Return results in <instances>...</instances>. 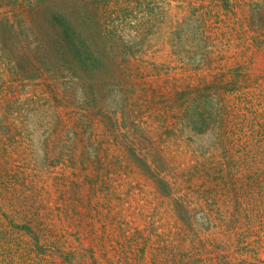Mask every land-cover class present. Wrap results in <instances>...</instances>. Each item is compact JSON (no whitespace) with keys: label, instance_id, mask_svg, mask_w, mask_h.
<instances>
[{"label":"trees","instance_id":"trees-1","mask_svg":"<svg viewBox=\"0 0 264 264\" xmlns=\"http://www.w3.org/2000/svg\"><path fill=\"white\" fill-rule=\"evenodd\" d=\"M234 1L231 5L229 0H220V10L232 7L236 14L240 0ZM256 2L263 4L261 0ZM182 3L183 0H0L1 216L6 215L5 192L13 183L20 182V186L34 190L39 185L30 181L25 171L20 181L22 173L9 168L8 154L12 150L23 152L20 146L16 148V139L29 133L36 137L44 126V132H51L46 141L51 138L52 143H57L50 148V157L68 164L74 157L59 158L58 144L68 142L71 133L90 125L96 138L107 142L105 151L118 146L117 154L105 155L101 140L100 148H94L93 163L117 168L119 173L127 167L137 169L168 203L183 231L178 264H264V73H252L246 60L249 51L264 52V28L255 21L253 26L245 22L239 29L224 33L229 35L226 41L231 38L233 43V34L236 38V43L229 45H234L240 54L235 61L225 55L222 63L216 64L215 52L205 54L201 46H196L195 55L201 52L203 58L193 56V70L184 74L185 79L177 78L166 87L159 80L163 70H157L158 64L166 66V61L143 66L139 62L150 56V43L159 33L166 34L169 40L165 41L172 49L174 41L182 42L186 33L184 17L177 21L173 33L167 32L173 8ZM222 11L216 16L220 21L229 17ZM244 15L249 19L256 14ZM191 31L199 35L195 40L206 45L215 33L210 28ZM147 82L151 84L143 88ZM25 86H35L36 90L22 92ZM139 90L149 98L168 92L171 105L155 132L162 145L187 135L191 146L203 145L208 151L195 153L194 158L180 156L184 160L177 164L179 157L163 146L156 144L155 153L160 155L154 156L140 146L111 142L105 136L106 128L112 129L113 137L120 135L125 130L120 122L131 115L129 107L146 102H139L146 99ZM109 95L118 101L110 105ZM197 98L211 105L200 113L203 127L190 135L184 131ZM212 115L216 118L210 124ZM233 117L243 119L234 121ZM192 119L196 128L199 120ZM20 121L25 124L18 128ZM140 122H147L139 117L135 125L145 129L149 138L150 125ZM85 177H91L90 173L86 172ZM33 225L0 220V249H4L0 263L20 264L13 249L17 244L11 247L6 235L12 229L31 236L33 249L46 251ZM70 247L66 244L62 252L67 263L79 257L77 250ZM123 254V259H128L126 251ZM176 256L170 257L179 259ZM90 264L101 263L94 257Z\"/></svg>","mask_w":264,"mask_h":264},{"label":"rangeland","instance_id":"rangeland-1","mask_svg":"<svg viewBox=\"0 0 264 264\" xmlns=\"http://www.w3.org/2000/svg\"><path fill=\"white\" fill-rule=\"evenodd\" d=\"M219 2L220 0H183L181 5L175 6L167 25V32L173 33L177 21L184 17L182 24L186 33L182 42L179 44L174 41L172 49L165 41L169 40L166 34L159 33L150 43V56L144 57V60L139 62L140 65H152L154 62L166 61L167 65L158 64L157 70H163L164 75H160L159 80L161 79L167 87L177 78L185 79L184 74L193 70L191 67V63L194 62L193 56L197 59L203 58L201 52L199 55H195L196 46H201L205 54L207 51L208 53L215 52L214 61L216 64L222 63L221 60L226 56L231 61L239 59L238 50L234 45L229 46L236 43L234 34L232 43V41L230 42L231 38L229 41L224 40L229 37L224 33L231 32L237 27L239 29L245 22V24L253 26L252 23L255 21L257 26L264 28V2L261 0L263 3L261 6L256 0H240L237 3L239 12L236 14H233L232 7L226 11L220 10ZM229 3L232 5L236 2L229 0ZM258 5L259 9H257ZM244 10L246 12H243ZM221 11L229 15L226 20L220 21L216 17ZM246 13L256 14L249 18L253 21L244 15ZM192 28L200 30L210 28L215 33L212 35V40L208 41L206 45L205 42L201 43L195 40L199 35H192ZM247 57L246 60L252 73H264V52L249 51ZM155 76L154 83H156ZM150 84L147 82V86L143 88H147ZM21 90L22 92L33 91L36 90V87L25 86ZM140 93L144 95V91ZM167 95L168 92L151 98L144 95L146 99L142 98L139 102L145 100L146 102L136 107L130 106L131 115L120 122L127 132L123 130L120 135L113 137L112 129L105 127V136H109L111 142L118 145L129 144V146L138 148L140 146L143 152L153 153L154 156L160 155V152L155 153L156 144L163 146L164 150L179 157L177 164L184 160L180 156L194 158L195 153L200 155L202 152L208 151V147L203 145L192 144L193 146H191L192 140L187 138V135L181 138H172L164 143L165 146L157 140L155 132L162 124L171 105L167 100ZM111 96L113 95L107 97ZM201 99L197 98L195 106L189 110L191 117L186 123L184 131L186 134L195 135L198 128L201 129L204 125L201 122L200 113L209 109L211 103ZM109 101L112 105L118 100L111 97ZM4 109L5 112L8 111L6 107ZM16 109L19 110L18 106ZM139 117H143L147 122L146 124L140 122L142 125H150L147 129L150 131L149 138L145 129L135 125ZM193 117L199 120L196 128L193 127ZM215 118L216 116L212 115L209 123L212 124ZM233 119L240 121L243 118L233 117ZM244 120L248 121L245 118ZM17 124L18 128H21L25 123L20 121ZM190 129L194 132H189ZM44 130L45 128L42 126L36 137H33L31 133L24 135L25 139L19 136L14 144L16 148L20 146L23 152L12 150L8 154L10 169L21 173L25 171L30 181L39 183L35 190L28 186H20V182L13 183L9 188L10 191L5 192L7 194L4 204L6 215L3 217L0 214V220L19 224L27 222L34 224L33 226L35 229L37 228L36 231L43 240L44 249H46L43 253L40 249H33L34 241L27 233L14 229L8 231L6 235L9 245L12 247L14 243L17 244V247L14 246L13 249L19 257L20 264H56V262H63V264L86 262V264H90L94 257L101 264H121L125 251L129 257L128 259L125 257L126 260L122 264L180 263L182 227L174 218L166 200L156 192L153 185L140 175L137 169L127 167L119 173L117 168L98 167L93 163L94 148L95 146L100 148L101 140L102 153L105 155L106 152L110 155L117 154L118 146L105 151L107 142L103 138H96L88 125L71 133L67 138L68 142L58 144V149L61 150L59 158L62 155L74 157V161L67 164L61 159L50 157V148L57 146V143H52L51 138L46 141V138L50 137L48 132L50 134L51 132L50 129H46L47 132ZM151 141H155L154 144ZM139 142L142 143L139 144ZM48 152L49 155L46 156ZM69 161L70 159L67 162ZM193 164L196 168V164L194 162ZM86 172L90 173L91 177H85ZM180 172L183 173V171ZM22 175L23 173L20 175V181H23ZM147 241L149 245L146 246ZM66 244L71 246L70 248L76 249L79 255L73 263H67L64 258L62 259L64 257L62 252L65 250ZM3 252L4 249H0V254ZM42 254L44 255L42 256ZM172 255H177L176 257L179 259H171ZM141 257L145 260H141Z\"/></svg>","mask_w":264,"mask_h":264}]
</instances>
